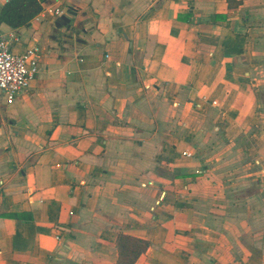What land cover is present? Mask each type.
Returning <instances> with one entry per match:
<instances>
[{"label":"crops","instance_id":"0c3cea01","mask_svg":"<svg viewBox=\"0 0 264 264\" xmlns=\"http://www.w3.org/2000/svg\"><path fill=\"white\" fill-rule=\"evenodd\" d=\"M41 6L0 23L39 48L0 94V264H114L119 233L134 264H264V0Z\"/></svg>","mask_w":264,"mask_h":264},{"label":"built area","instance_id":"2783aa9c","mask_svg":"<svg viewBox=\"0 0 264 264\" xmlns=\"http://www.w3.org/2000/svg\"><path fill=\"white\" fill-rule=\"evenodd\" d=\"M42 14L58 16L62 12L58 8H45L39 17ZM10 38H13L12 34L7 35L0 31V94L7 103L12 102L22 90L26 89L28 82L39 71V48L35 42L20 52H14Z\"/></svg>","mask_w":264,"mask_h":264},{"label":"trees","instance_id":"16d2710c","mask_svg":"<svg viewBox=\"0 0 264 264\" xmlns=\"http://www.w3.org/2000/svg\"><path fill=\"white\" fill-rule=\"evenodd\" d=\"M42 0H7L0 8V23L11 28L25 26L41 10ZM149 242L119 233L115 240L117 259L114 264H134L148 248Z\"/></svg>","mask_w":264,"mask_h":264}]
</instances>
